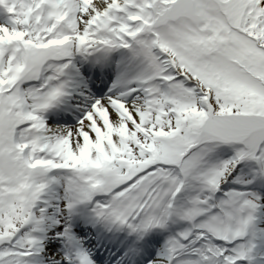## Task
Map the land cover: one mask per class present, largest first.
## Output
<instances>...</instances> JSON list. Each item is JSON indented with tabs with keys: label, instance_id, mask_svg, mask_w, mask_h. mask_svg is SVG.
I'll return each instance as SVG.
<instances>
[{
	"label": "snow or ice",
	"instance_id": "obj_1",
	"mask_svg": "<svg viewBox=\"0 0 264 264\" xmlns=\"http://www.w3.org/2000/svg\"><path fill=\"white\" fill-rule=\"evenodd\" d=\"M0 264H264V0H0Z\"/></svg>",
	"mask_w": 264,
	"mask_h": 264
}]
</instances>
